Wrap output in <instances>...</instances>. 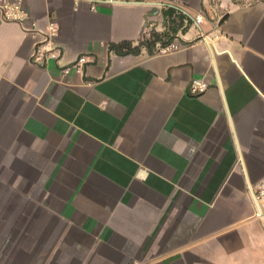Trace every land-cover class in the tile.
Instances as JSON below:
<instances>
[{
  "label": "crops",
  "instance_id": "obj_1",
  "mask_svg": "<svg viewBox=\"0 0 264 264\" xmlns=\"http://www.w3.org/2000/svg\"><path fill=\"white\" fill-rule=\"evenodd\" d=\"M22 6L0 9V264H264V0ZM50 20L61 57L35 64Z\"/></svg>",
  "mask_w": 264,
  "mask_h": 264
},
{
  "label": "built area",
  "instance_id": "obj_2",
  "mask_svg": "<svg viewBox=\"0 0 264 264\" xmlns=\"http://www.w3.org/2000/svg\"><path fill=\"white\" fill-rule=\"evenodd\" d=\"M23 0H0V9L4 19L9 21H15L18 23H24L30 19L29 12L22 6ZM202 13H198L192 17L195 26L200 27V24L204 21ZM36 22H32L30 30L39 31L42 37L35 43V48L31 55V60L35 64H44L49 60L58 61L61 57L62 50L55 44L54 37L58 33V26L55 20H50L47 28L37 29ZM152 30L149 29L145 32V38L151 37ZM179 47V44L174 40L164 37L162 43L155 49L157 53H168ZM89 62V56L86 54L80 55L75 59L71 65L63 68L64 72H69L70 69L79 71L83 66ZM208 87V83L200 78H194L189 84L188 91L193 95H199L203 93ZM254 199L257 205V215L264 219V177L259 182L257 189L254 192Z\"/></svg>",
  "mask_w": 264,
  "mask_h": 264
},
{
  "label": "trees",
  "instance_id": "obj_3",
  "mask_svg": "<svg viewBox=\"0 0 264 264\" xmlns=\"http://www.w3.org/2000/svg\"><path fill=\"white\" fill-rule=\"evenodd\" d=\"M177 16L179 21H181V16L180 15ZM162 36L163 35L158 34L157 31L156 32L152 31L150 38L142 40L137 45H133L131 41H121L119 43H114L111 46L113 49H115V51L122 54L129 52H138L142 44L151 47L155 41L162 39Z\"/></svg>",
  "mask_w": 264,
  "mask_h": 264
}]
</instances>
